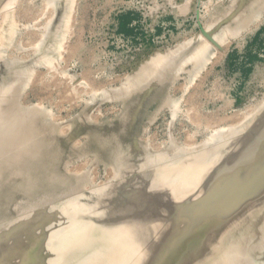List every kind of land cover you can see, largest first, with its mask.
<instances>
[{
    "label": "rangeland",
    "instance_id": "rangeland-1",
    "mask_svg": "<svg viewBox=\"0 0 264 264\" xmlns=\"http://www.w3.org/2000/svg\"><path fill=\"white\" fill-rule=\"evenodd\" d=\"M239 2L0 0V264H264V6L225 33Z\"/></svg>",
    "mask_w": 264,
    "mask_h": 264
},
{
    "label": "bare ground",
    "instance_id": "bare-ground-1",
    "mask_svg": "<svg viewBox=\"0 0 264 264\" xmlns=\"http://www.w3.org/2000/svg\"><path fill=\"white\" fill-rule=\"evenodd\" d=\"M239 3L240 4H237L235 7L234 4L233 5L234 8L233 7L230 8L225 13L226 19L222 20L224 24L221 26V30L223 32L232 33L237 30H241L243 27H246L254 20L255 17H257V15H259V13L261 14L262 7L264 6V0H240ZM203 55L204 54H202V56Z\"/></svg>",
    "mask_w": 264,
    "mask_h": 264
}]
</instances>
